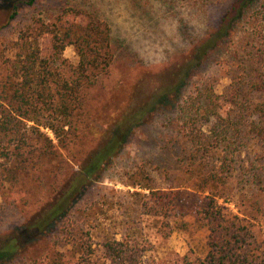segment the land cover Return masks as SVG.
<instances>
[{"label":"trees","instance_id":"1","mask_svg":"<svg viewBox=\"0 0 264 264\" xmlns=\"http://www.w3.org/2000/svg\"><path fill=\"white\" fill-rule=\"evenodd\" d=\"M38 4V0H4L0 5L7 12L8 23L18 24L22 9L30 14L28 25L14 30L8 54L0 52L2 64L7 66L0 78V198L21 193V200L24 190L43 187L48 179L52 190L30 216L0 237V264L15 258L23 264H158L150 257L153 244L144 236L143 227L176 210L182 198L180 189L157 185L139 166L130 181H122L132 191L104 187L101 175L135 127L158 111L179 106L185 82L208 59L220 32L245 7L258 6L256 17L264 26V0H235L218 29L195 42L181 62L175 63L166 75L155 78L148 90L141 88L145 81L137 87L138 102L116 116L104 130L99 145L82 160L71 154L70 147L83 106V92L107 73L113 61L110 29L95 14L83 13L76 6H61L66 3L58 7L60 14L56 18L35 17L33 10ZM79 16L84 17L83 22L77 20ZM44 37L50 41L51 57L42 54ZM67 46H72L77 56L74 65L62 58ZM252 62L246 86L235 88L236 99L230 102L234 103L232 110L239 122L251 117L240 129L250 136L251 145L258 139L264 142V102L253 103L250 97L264 92V34L259 37ZM204 96L211 100L213 91ZM210 105L211 102L204 105L203 113L209 114ZM186 108L190 116L195 114L188 103ZM218 135L224 138L233 134L228 129L214 133V151L224 155L233 152L219 148L222 139ZM198 148L197 151L203 146ZM191 157L188 159L194 158ZM193 162L187 164L192 171L202 172L208 165ZM201 174L204 181L189 188L202 197L192 214L209 231L207 252L193 260L183 256L179 264H262L253 252L256 244L250 229L229 221L218 204V195L205 186L207 181L218 183L220 174L213 169ZM182 178L179 175L174 179L184 181ZM93 188H99L95 197L90 190ZM38 244V251L16 257Z\"/></svg>","mask_w":264,"mask_h":264},{"label":"rangeland","instance_id":"2","mask_svg":"<svg viewBox=\"0 0 264 264\" xmlns=\"http://www.w3.org/2000/svg\"><path fill=\"white\" fill-rule=\"evenodd\" d=\"M38 1L37 8L33 10L35 17L44 20L56 18L60 14L58 7L66 3L61 6H76L83 13L95 14L110 29L113 61L106 74L85 88L83 106L77 116L78 127L70 150L79 160L99 145L104 130L116 116L138 102L137 87L145 81L141 88L148 90L155 78L166 75L175 63L181 62L195 42L218 29L235 2ZM3 2L0 0V5ZM257 7H245L229 27L220 32L208 59L182 87L179 106L158 111L135 127L101 175L103 181L100 184L104 187L132 191L134 189L122 181H130L139 166L149 172L157 185H172L180 189L182 198L176 210L167 217L153 220L152 224L148 221L143 227L144 236L153 244L150 257L158 264H179L183 256L193 260L206 254L209 231L192 214V208L202 197L189 186L204 181L201 173L211 169L220 174L219 182L212 184L207 181L205 186L218 195V204L223 207L229 221L250 229L256 244L253 252L264 264V142L258 139L250 144V136L240 129H244L243 123L249 122L251 117L242 118L243 121L239 122L235 110H232L234 103H230L232 98L236 99L235 88L246 86L244 84L251 76L254 53L259 48V37L264 34L263 21L256 17ZM20 15L18 24L8 23L6 10L0 8V52L3 54L10 50L14 30L28 25L29 10L22 9ZM77 20L83 22L84 17L79 16ZM41 50L43 56L51 57L48 37L42 39ZM62 58L76 64L77 56L72 46L63 50ZM2 63L0 58V78L7 67ZM208 91H213L216 100L204 96ZM250 97L253 103L264 102V92L252 93ZM210 102L207 115L202 108ZM187 103L195 113L193 116L187 111ZM220 129H228L233 134L224 138L218 135L222 139L219 148L233 151L226 155L214 151L217 144L212 138H215L214 133H220ZM199 146L203 148L197 151ZM189 156H194L190 158L194 164L200 161L208 165L202 172L192 171L187 165L191 161ZM179 175L184 177V181L174 179ZM50 183L51 179H48L43 187L24 190L21 200H18L21 193L6 198L1 196L0 237L18 226L50 197ZM98 189H90L93 197ZM53 235L52 241L55 239ZM39 246L34 245L31 247L33 250L28 248L16 257H26L30 252L38 251ZM6 264H23V261L15 258Z\"/></svg>","mask_w":264,"mask_h":264}]
</instances>
